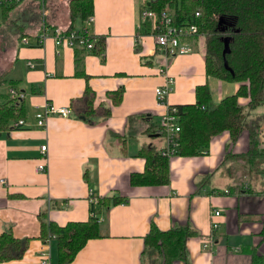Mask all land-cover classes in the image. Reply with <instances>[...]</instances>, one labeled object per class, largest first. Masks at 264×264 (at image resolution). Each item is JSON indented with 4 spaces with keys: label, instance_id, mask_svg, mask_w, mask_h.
<instances>
[{
    "label": "crops",
    "instance_id": "0c3cea01",
    "mask_svg": "<svg viewBox=\"0 0 264 264\" xmlns=\"http://www.w3.org/2000/svg\"><path fill=\"white\" fill-rule=\"evenodd\" d=\"M69 1L45 0L48 26L69 29ZM92 1V22L75 21L71 29L86 28L100 37L101 53L56 46L49 37L39 43L41 8L33 0H20L0 21H21L20 45L0 53L4 75L10 77L8 94L0 93V101L13 89L23 95L26 113L22 125L13 127L14 122L0 133V233L30 238L21 259L0 264H42L45 243L48 264H58L56 240L38 238L40 220L60 226L86 221L91 201L112 195L123 197L122 203L97 209L100 236L87 240L67 264H146L143 237L151 222L162 231L186 224L196 230L198 236L186 243L188 264H252L254 254L264 264V173L252 177L253 172L250 181L245 176L244 185L235 186L240 161L232 156L247 150L246 131L228 147L229 135L223 132L201 155L172 156L168 185L132 187L128 182L131 173L143 170L144 160L137 155L141 146L165 148V136L150 128L160 124L169 106L194 103L195 88L204 83L218 103L234 94L238 83L206 77L201 37L182 38L185 49L173 56L159 52L152 22L141 16L150 0ZM167 78L171 91L159 104L154 89ZM85 86L94 94V112L87 116L78 114ZM117 89L122 96L114 104L107 93ZM45 103L68 107L71 114L50 116L38 127L35 114ZM254 110L250 118L264 116V110ZM259 133L258 147L264 149V121ZM40 163L43 171L37 170ZM209 236L213 244L203 248Z\"/></svg>",
    "mask_w": 264,
    "mask_h": 264
},
{
    "label": "trees",
    "instance_id": "16d2710c",
    "mask_svg": "<svg viewBox=\"0 0 264 264\" xmlns=\"http://www.w3.org/2000/svg\"><path fill=\"white\" fill-rule=\"evenodd\" d=\"M19 1L5 0L0 4L1 21L8 19ZM147 9L155 13L166 12L177 26H196L197 32L191 38L201 37L204 40L206 77L238 83V88L234 94L214 103L212 92L208 84L204 83L196 86L194 103L173 105L179 125L177 146L173 149V154L169 157L162 155L161 150H157L153 145L141 146L137 155L144 160V167L141 172L129 175V185H168L169 159L172 156L201 155L206 152L210 141L223 132L229 135L228 147L246 131L247 150L232 156L240 161L244 170H238L236 175L238 179L235 186L239 189L244 185V177L256 172L258 165L264 164V149L258 147L259 130L264 116L249 117L252 110L264 104V0H150ZM68 10L71 29L75 21L84 23L92 16L93 1L70 0ZM224 39L228 40L229 52L223 56ZM94 40L96 46L89 51L101 53L103 40L96 36ZM78 50L87 51L82 48ZM224 62L228 68H225ZM82 76L86 78L85 75ZM107 96L114 104H118L122 90L108 92ZM239 99H245L246 103L240 104ZM78 100L82 101V112L78 114L87 116L94 112V94L88 86H85ZM25 118L23 100L8 95L0 101V133L12 129L14 122ZM150 129V132L155 130L158 135H163L160 124ZM122 200L123 197L112 195L98 197L95 200L96 205L91 201L90 216L86 221L67 222L60 226L41 219L38 238L42 241L55 239L58 264L70 263L87 240L100 236L95 217L97 209L120 204ZM261 235L264 238V226ZM196 236L198 233L188 224L174 225L162 231L151 222L143 237V260L146 264H188L186 243L189 238ZM29 241L30 238H16L9 231L1 232L0 263L21 259ZM252 264H262L261 256L254 254Z\"/></svg>",
    "mask_w": 264,
    "mask_h": 264
},
{
    "label": "built area",
    "instance_id": "2783aa9c",
    "mask_svg": "<svg viewBox=\"0 0 264 264\" xmlns=\"http://www.w3.org/2000/svg\"><path fill=\"white\" fill-rule=\"evenodd\" d=\"M5 0H0V4ZM40 5V14L42 17L40 30L38 35V42L41 43L48 37L51 38L56 46H68L70 48H82L87 51L95 48L94 36L89 34L86 28L82 29H68L62 27H50L45 22V14L43 4L45 0H33ZM141 16L148 18L152 22L151 34L154 38L157 50L163 53L165 56H173L177 52L185 49L181 44L182 38L192 37L196 34L197 28L194 25L188 26H177L174 19L171 18L166 12L155 13L148 9L141 12ZM88 23L92 22V17L87 19ZM24 43H27L26 39H23ZM171 79L167 78L165 80V85L158 86L154 89V94L159 104H163V101L167 94L171 91ZM10 97L22 99L23 95L14 91L9 90ZM176 110L174 107L169 106L166 109L165 114L161 116L160 127L161 133L165 136L166 146L161 149V154L166 156H171L174 152L173 149L177 146V137L179 133L178 117L175 115ZM71 114V109L68 107H57L49 103H45L43 109L35 114L36 125L38 127H44L46 121L50 116H61L64 118L69 117ZM23 124L22 120H19L13 124V127H18ZM41 155L44 157L46 152V145L40 147ZM37 170L43 171L44 164L40 163L37 166ZM214 216H219L220 212L215 210L213 212ZM218 227L216 222L211 224V228L214 230ZM209 236L208 239L204 240L202 247L210 248L213 244ZM40 259L42 264H48L49 262V247L47 243L42 246L40 252Z\"/></svg>",
    "mask_w": 264,
    "mask_h": 264
},
{
    "label": "rangeland",
    "instance_id": "374dc122",
    "mask_svg": "<svg viewBox=\"0 0 264 264\" xmlns=\"http://www.w3.org/2000/svg\"><path fill=\"white\" fill-rule=\"evenodd\" d=\"M46 7L47 6L45 5V8ZM40 17H39V19L42 20V17L41 18ZM0 21H1V19H0ZM19 24H21L20 20L19 21L17 20L15 22L12 20V21L5 22V23L0 25V53L5 51L6 49H10L14 45H20L21 39L19 38L20 37L19 36L20 35V29L18 28ZM3 66H4V63H2V61H0V82L2 81V77H3V81L0 83V93L8 94L7 90H8V87L10 85V83L8 81H9L10 77H9V75H7V73L4 75V72H3L4 67ZM14 87H15L14 89L18 91L17 87L16 86H14ZM259 110H264V104L257 107L254 110V112L257 113V112H259ZM237 164L239 165V167H237L238 170L241 168V170H239V171L243 172L244 170L242 169L241 164H239L238 162H237ZM261 166H264V165H261ZM262 168H264V167H262ZM255 171L256 172L253 173L254 176H252V177H255L256 174H259L261 172L264 173V169H261V167L259 165H258V167L255 168ZM236 175H237V173H235V177H236ZM246 177L248 178V181H250L249 179H251V175L249 174Z\"/></svg>",
    "mask_w": 264,
    "mask_h": 264
},
{
    "label": "water",
    "instance_id": "95a60500",
    "mask_svg": "<svg viewBox=\"0 0 264 264\" xmlns=\"http://www.w3.org/2000/svg\"><path fill=\"white\" fill-rule=\"evenodd\" d=\"M228 52H229L228 40H227V39H224L222 55L224 56V55H225L226 53H228ZM224 66H225V68H228L226 62H224ZM82 118H83V117H82Z\"/></svg>",
    "mask_w": 264,
    "mask_h": 264
}]
</instances>
